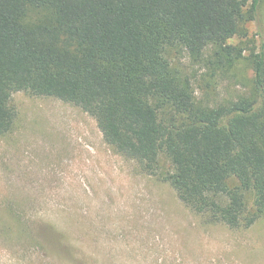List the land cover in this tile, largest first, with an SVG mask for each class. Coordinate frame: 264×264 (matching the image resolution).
Segmentation results:
<instances>
[{
	"label": "trees",
	"instance_id": "obj_1",
	"mask_svg": "<svg viewBox=\"0 0 264 264\" xmlns=\"http://www.w3.org/2000/svg\"><path fill=\"white\" fill-rule=\"evenodd\" d=\"M259 0H0V136L16 91L92 116L103 140L170 183L195 212L230 227L264 218V39L247 36ZM40 14L34 20L28 14ZM174 49V50H173ZM253 69L251 93L204 105L170 58ZM171 169L163 173L161 159Z\"/></svg>",
	"mask_w": 264,
	"mask_h": 264
},
{
	"label": "rangeland",
	"instance_id": "obj_2",
	"mask_svg": "<svg viewBox=\"0 0 264 264\" xmlns=\"http://www.w3.org/2000/svg\"><path fill=\"white\" fill-rule=\"evenodd\" d=\"M247 31L231 40L246 55L264 39V0ZM173 50L197 102L251 93L248 60L212 73ZM10 104L16 117L0 136V264H264V218L230 227L193 211L169 182L106 144L79 106L25 91Z\"/></svg>",
	"mask_w": 264,
	"mask_h": 264
}]
</instances>
